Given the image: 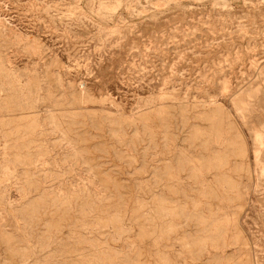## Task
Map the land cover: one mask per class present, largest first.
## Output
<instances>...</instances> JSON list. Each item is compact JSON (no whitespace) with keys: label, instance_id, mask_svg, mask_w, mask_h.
Returning a JSON list of instances; mask_svg holds the SVG:
<instances>
[{"label":"rangeland","instance_id":"374dc122","mask_svg":"<svg viewBox=\"0 0 264 264\" xmlns=\"http://www.w3.org/2000/svg\"><path fill=\"white\" fill-rule=\"evenodd\" d=\"M0 264H264V0H0Z\"/></svg>","mask_w":264,"mask_h":264}]
</instances>
